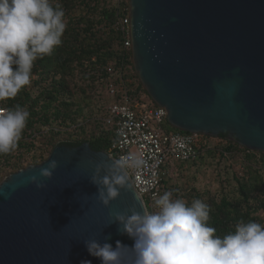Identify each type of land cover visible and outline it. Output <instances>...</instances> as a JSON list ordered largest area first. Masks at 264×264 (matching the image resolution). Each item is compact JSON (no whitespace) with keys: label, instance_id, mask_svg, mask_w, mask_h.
<instances>
[{"label":"water","instance_id":"water-1","mask_svg":"<svg viewBox=\"0 0 264 264\" xmlns=\"http://www.w3.org/2000/svg\"><path fill=\"white\" fill-rule=\"evenodd\" d=\"M129 1L133 65L153 101L168 111L170 125L226 134L264 151V0ZM51 160L57 167L43 177L40 169ZM114 160L87 142L59 145L41 164L4 178L0 264H100L84 241L131 246L119 222L111 223V213L147 208L131 177L133 188L120 189L108 206L90 180L95 164Z\"/></svg>","mask_w":264,"mask_h":264},{"label":"trees","instance_id":"trees-1","mask_svg":"<svg viewBox=\"0 0 264 264\" xmlns=\"http://www.w3.org/2000/svg\"><path fill=\"white\" fill-rule=\"evenodd\" d=\"M52 2L65 12L62 44L34 63L29 86L0 102V107L19 104L30 113L17 148L0 155V183L21 169L41 164L59 145L72 148L87 142L96 151L113 153L116 131L105 121L110 103L128 96L158 106L143 87L132 50L125 47L128 34L118 24L129 13V0ZM110 82L118 88L115 96L107 94ZM163 128L189 133L168 120ZM203 138L194 158L172 159L162 166L160 195L171 191L173 198L206 202L208 224L217 235L233 231L240 220L264 224V151L246 148L226 134ZM148 210L155 208L148 205Z\"/></svg>","mask_w":264,"mask_h":264},{"label":"clouds","instance_id":"clouds-1","mask_svg":"<svg viewBox=\"0 0 264 264\" xmlns=\"http://www.w3.org/2000/svg\"><path fill=\"white\" fill-rule=\"evenodd\" d=\"M64 17L63 7L52 0H0V102L29 86L34 63L62 44ZM29 116L19 104L0 109V155L17 148ZM142 163L138 155L129 154L112 164H95L90 180L97 186V199L108 206L120 189H132L128 170ZM56 167L57 161L51 160L40 174L50 178ZM31 180L37 182V177ZM136 198L140 200L138 193ZM153 206L154 211L147 206L143 213L135 208L130 215L111 213V223L119 222V231L133 239L131 246L90 239L84 241L88 253L100 264H264V224L240 220L221 236L208 224L210 206L199 198L189 203L166 191L153 197Z\"/></svg>","mask_w":264,"mask_h":264},{"label":"built area","instance_id":"built-area-1","mask_svg":"<svg viewBox=\"0 0 264 264\" xmlns=\"http://www.w3.org/2000/svg\"><path fill=\"white\" fill-rule=\"evenodd\" d=\"M118 24L128 34L125 47L132 50L130 13L119 19ZM108 71L112 73L114 68L111 66ZM117 91L115 83L110 82L107 94L115 96ZM167 117L168 111L165 107L133 101L127 96L122 102L110 103L105 119L116 131L111 155L117 160L129 154H136L143 161L139 168L129 169L128 174L146 205L152 207L153 197L161 193L162 166L168 160L183 162L194 158L204 142V134L201 133L166 131L163 125L168 120Z\"/></svg>","mask_w":264,"mask_h":264},{"label":"rangeland","instance_id":"rangeland-1","mask_svg":"<svg viewBox=\"0 0 264 264\" xmlns=\"http://www.w3.org/2000/svg\"><path fill=\"white\" fill-rule=\"evenodd\" d=\"M132 62H133V58H132ZM210 169H208V171H209ZM209 174V173H208Z\"/></svg>","mask_w":264,"mask_h":264}]
</instances>
